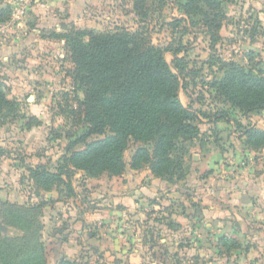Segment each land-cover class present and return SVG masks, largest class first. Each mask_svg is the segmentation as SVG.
Wrapping results in <instances>:
<instances>
[{"label": "crops", "instance_id": "0c3cea01", "mask_svg": "<svg viewBox=\"0 0 264 264\" xmlns=\"http://www.w3.org/2000/svg\"><path fill=\"white\" fill-rule=\"evenodd\" d=\"M103 1L109 5L112 0L31 3L23 15L0 24V62L6 67L0 69L21 80L54 78L58 70L49 61L63 58L65 52L64 42L52 35L71 26L100 32L92 17L96 6L101 13ZM219 36L222 40L223 35ZM6 62H13L12 67ZM201 122L217 132L229 128L221 119L196 122L200 135L188 146L184 160L187 180L168 183L154 178L147 169L133 171L127 166L120 177L102 174L89 178L77 172L82 179H74L73 195H66L62 187L34 195L36 202H43L40 236L47 264L61 260L159 264L160 253L165 254L166 249L174 252L176 264H182L179 257L185 256H189L185 264H264V176L258 173L263 164L253 161L264 149L253 151L239 141L234 145V158L225 161L228 157L220 148L222 140L210 144V130L204 135ZM203 136L209 141L206 146ZM224 136L225 140L229 137ZM241 157L250 160L248 166L241 164ZM38 165L49 172L57 167L49 170L42 163ZM5 202H10L7 197L0 199V204ZM169 206L173 209L167 213ZM153 212L160 215L161 224L152 219ZM154 232L161 237L160 243L166 244L163 249H151L152 245L146 244ZM222 241L235 246L225 249Z\"/></svg>", "mask_w": 264, "mask_h": 264}, {"label": "trees", "instance_id": "16d2710c", "mask_svg": "<svg viewBox=\"0 0 264 264\" xmlns=\"http://www.w3.org/2000/svg\"><path fill=\"white\" fill-rule=\"evenodd\" d=\"M231 1L182 0L180 9L187 20L199 17L210 44L215 45L220 40L221 6ZM52 36L64 42L72 65L71 79L82 97H76L75 93L76 108L70 115L83 124L85 134L69 145L54 172L42 165L26 168L34 195L53 188L60 191L61 187L66 195H73L72 177L77 172L89 178L102 174L120 177L127 167L123 154L131 144L137 147L129 169H147L154 178L168 183L185 180L188 145L200 132L196 126L197 113L185 108L179 100V78L164 59L166 50L153 45L142 34L119 29L97 32L71 26ZM217 61L222 76L210 84L215 95L240 112H264L262 72L232 61ZM183 62L175 58L171 65L179 71ZM12 105L0 83V125L5 120L4 110ZM239 130L244 147L253 151L264 149V131L250 126ZM89 137L98 139L86 142ZM77 145L83 148L74 151ZM42 207L43 204L28 207L1 204L2 223L23 236L1 237L0 264H47L40 236ZM222 244L225 249L235 246L225 241ZM58 264L83 263L61 260Z\"/></svg>", "mask_w": 264, "mask_h": 264}, {"label": "rangeland", "instance_id": "374dc122", "mask_svg": "<svg viewBox=\"0 0 264 264\" xmlns=\"http://www.w3.org/2000/svg\"><path fill=\"white\" fill-rule=\"evenodd\" d=\"M181 2L182 0H112L109 5H104L103 1L101 13L98 14L96 6V14L92 18L95 19L96 28L100 32L119 29L132 34H142L153 45L166 50L164 59L179 78L181 104L197 113V121L209 122L222 118L228 123L229 128L221 132L202 126L203 122L199 127L204 135L206 129L210 130V144H218L219 140H222L220 148L227 154L228 158L225 161L227 159L230 161L234 158V145H239L241 131L239 129L242 126H250L264 131V112L253 114L231 108L215 95L210 84L222 76L217 59L235 62L261 71L264 75V0H232L223 3L221 6L223 18L219 31L223 38L215 45L210 44L206 27L200 23L199 17L186 19L180 9ZM20 6L23 4L17 0H0V24L11 21L12 14ZM64 52L63 58L57 56L49 61L51 67L58 70L54 78L21 80L19 77L9 76L0 69V83L6 97L14 105L4 110L5 120L0 125V199L7 197L13 205L28 207L32 204H43L42 201L36 202L33 189L26 182L28 176L26 168H35L42 163L52 170L67 154L69 145L85 134L83 124L70 115V111L76 108L74 97L77 95L76 97L81 98L82 95L75 91L71 79L72 65L66 49ZM250 53L253 56H249ZM175 58L184 61L179 71L171 65ZM248 60L251 61L249 66L246 64ZM3 63L5 62H0V67L6 68ZM6 63L8 67H12L13 62ZM30 98L33 100L28 102ZM236 125L241 126L236 129ZM28 126L31 127L29 132ZM224 133L229 136L226 140ZM95 139L98 138L89 137L86 142ZM201 139L203 145L209 144L205 136ZM136 147L131 144L124 152L126 166ZM82 148L83 145H77L73 150L78 151ZM240 159L244 166L250 163L247 157ZM253 161L259 165L263 164L260 165L262 169L258 170V173L264 176V152L254 157ZM80 175L81 173L74 174L72 184L74 179H82ZM178 182L180 181L172 183ZM171 208L172 206L166 208V212L170 213L168 210ZM32 213L36 216L37 210ZM152 214L155 216L152 219L157 220L156 223L162 222L158 218L160 215H154L155 212ZM163 223L166 224L165 221ZM0 224L2 225L0 239L23 236L22 232L5 226L1 220ZM151 227L154 230L156 226L152 224ZM159 237V234L156 235L154 232L146 238V244L152 245L151 249H163L166 244H161ZM261 237L264 240V235ZM43 238L48 240L46 232L43 233ZM212 247L211 245L207 248ZM173 253L171 249H166L165 254L161 252L159 264H176L177 259ZM179 258L182 264H185L189 256Z\"/></svg>", "mask_w": 264, "mask_h": 264}, {"label": "built area", "instance_id": "2783aa9c", "mask_svg": "<svg viewBox=\"0 0 264 264\" xmlns=\"http://www.w3.org/2000/svg\"><path fill=\"white\" fill-rule=\"evenodd\" d=\"M19 1L22 2L23 6H20L19 9L14 11V13L12 14L14 17H19L23 15V12L26 10L27 7H30L31 3L40 5L48 0H19Z\"/></svg>", "mask_w": 264, "mask_h": 264}, {"label": "water", "instance_id": "95a60500", "mask_svg": "<svg viewBox=\"0 0 264 264\" xmlns=\"http://www.w3.org/2000/svg\"><path fill=\"white\" fill-rule=\"evenodd\" d=\"M2 228V225L0 224V229Z\"/></svg>", "mask_w": 264, "mask_h": 264}]
</instances>
